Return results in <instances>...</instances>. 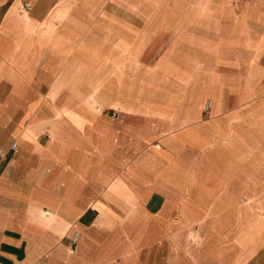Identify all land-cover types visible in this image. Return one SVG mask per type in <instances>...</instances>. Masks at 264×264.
<instances>
[{"label": "crops", "instance_id": "0c3cea01", "mask_svg": "<svg viewBox=\"0 0 264 264\" xmlns=\"http://www.w3.org/2000/svg\"><path fill=\"white\" fill-rule=\"evenodd\" d=\"M31 1L0 0V264H264V0Z\"/></svg>", "mask_w": 264, "mask_h": 264}, {"label": "built area", "instance_id": "2783aa9c", "mask_svg": "<svg viewBox=\"0 0 264 264\" xmlns=\"http://www.w3.org/2000/svg\"><path fill=\"white\" fill-rule=\"evenodd\" d=\"M24 7L28 9L30 7V4L26 2V3H24ZM211 105H212L211 99H209V98L205 99L204 104H203L204 110L205 111L209 110ZM16 146H17L16 143H12L11 146H10L11 150H15ZM0 156H4V152H3V150L1 148H0ZM78 235H79V231L75 230L72 233V235L70 236V240L72 242H75L77 237H78Z\"/></svg>", "mask_w": 264, "mask_h": 264}, {"label": "rangeland", "instance_id": "374dc122", "mask_svg": "<svg viewBox=\"0 0 264 264\" xmlns=\"http://www.w3.org/2000/svg\"><path fill=\"white\" fill-rule=\"evenodd\" d=\"M121 1V0H120ZM30 5H32L31 3H32V1L30 0ZM129 4H131L132 5V7L133 8H136L137 9V7L138 6H141V5H143V6H145L146 7V11H142V16H143V18H144V26H147L146 24H147V0H134V2H133V4H132V2L130 1V3ZM65 12H66V9H63V11H62V13H61V11L59 12V14L62 16V15H64L65 14ZM136 24H139V20L138 19H136ZM124 26H128V25H124Z\"/></svg>", "mask_w": 264, "mask_h": 264}, {"label": "bare ground", "instance_id": "6f19581e", "mask_svg": "<svg viewBox=\"0 0 264 264\" xmlns=\"http://www.w3.org/2000/svg\"><path fill=\"white\" fill-rule=\"evenodd\" d=\"M209 99H211V98H209ZM211 101L213 102V100L211 99Z\"/></svg>", "mask_w": 264, "mask_h": 264}]
</instances>
